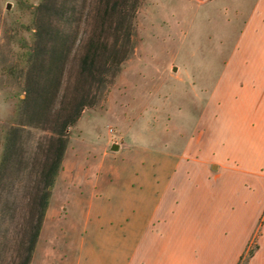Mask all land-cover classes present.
<instances>
[{
	"label": "crops",
	"instance_id": "obj_1",
	"mask_svg": "<svg viewBox=\"0 0 264 264\" xmlns=\"http://www.w3.org/2000/svg\"><path fill=\"white\" fill-rule=\"evenodd\" d=\"M188 1L226 26L193 127L169 136L167 113L161 142L66 147L30 264H264V0Z\"/></svg>",
	"mask_w": 264,
	"mask_h": 264
},
{
	"label": "trees",
	"instance_id": "obj_2",
	"mask_svg": "<svg viewBox=\"0 0 264 264\" xmlns=\"http://www.w3.org/2000/svg\"><path fill=\"white\" fill-rule=\"evenodd\" d=\"M139 0H40L0 159V264H30L69 129L135 48ZM32 129L42 133L35 135Z\"/></svg>",
	"mask_w": 264,
	"mask_h": 264
},
{
	"label": "rangeland",
	"instance_id": "obj_3",
	"mask_svg": "<svg viewBox=\"0 0 264 264\" xmlns=\"http://www.w3.org/2000/svg\"><path fill=\"white\" fill-rule=\"evenodd\" d=\"M39 1L0 0V159L6 132L20 118L24 94L19 69L33 42L32 19ZM222 17L215 5L200 6L188 0H139L135 48L107 91L94 106L86 107L69 129L67 161L88 146L107 144L108 134L111 141L140 143L147 137L161 142L168 133L164 131L167 113L171 116L169 136L179 129L189 132L193 125L183 114L197 110L198 98L212 90H193L191 82L198 85L215 79L219 73L217 68L208 70L206 65L218 64L213 52L219 32L226 30ZM230 31L233 33L235 28ZM237 89L217 87L214 95L232 96ZM32 132L36 136L42 133L38 129ZM170 140L169 137L167 141Z\"/></svg>",
	"mask_w": 264,
	"mask_h": 264
},
{
	"label": "water",
	"instance_id": "obj_4",
	"mask_svg": "<svg viewBox=\"0 0 264 264\" xmlns=\"http://www.w3.org/2000/svg\"><path fill=\"white\" fill-rule=\"evenodd\" d=\"M112 148L116 149V148H117V146H116V145H113V146H112ZM49 189H51V187H49Z\"/></svg>",
	"mask_w": 264,
	"mask_h": 264
}]
</instances>
